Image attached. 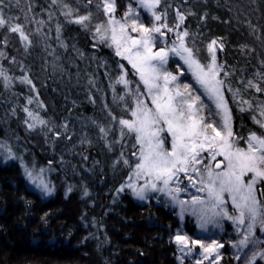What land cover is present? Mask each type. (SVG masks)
<instances>
[{
  "label": "trees",
  "instance_id": "1",
  "mask_svg": "<svg viewBox=\"0 0 264 264\" xmlns=\"http://www.w3.org/2000/svg\"><path fill=\"white\" fill-rule=\"evenodd\" d=\"M64 2L79 9V15L91 10L93 24L104 19L95 9V0L93 4ZM129 4L137 8L133 0H115L119 18ZM3 7L5 15L25 26L33 46L25 50L16 35L9 34L8 45L2 49L8 59L0 57V70L12 78L6 85L0 77V264H181L174 237L198 239L203 237L200 231H206L198 228L190 205L181 213L175 201L158 192H149L145 200L135 197L126 185L130 176L134 178L136 149L132 139H120L119 125L108 115L130 118L124 102L114 97L125 94L124 86L115 83L121 73L118 65L124 66L133 85L137 83L131 65L94 39L92 31L68 23L50 0H6ZM160 9H166L170 26L177 9L185 14L182 27L189 31V45L201 62L206 63V46L216 40L218 62L230 73L226 83L241 88L243 98L254 105L264 101V94L243 91L239 83L264 71V0H162ZM140 15L144 23L150 20L144 11ZM35 20L46 22L39 34L35 29L41 26ZM57 23L62 25L59 41ZM5 31L0 30V38ZM60 41L67 47H61ZM25 76L34 88L20 83ZM224 95L238 138L264 134L252 120L257 113L240 111L246 107L240 105V98L233 99L227 91ZM25 107L47 125L29 117ZM26 120L36 127L29 128ZM239 141L244 145L243 139ZM9 149L15 159L9 158ZM121 153L131 166L116 163ZM25 167L49 184L51 195L41 193L26 178ZM138 186L142 182L137 181ZM178 195L190 199L188 193ZM209 230L222 237L219 264H244L242 253L240 260L235 258L232 244L239 237L227 219ZM227 235L232 239L225 240ZM182 264H196V259L184 257Z\"/></svg>",
  "mask_w": 264,
  "mask_h": 264
},
{
  "label": "snow or ice",
  "instance_id": "2",
  "mask_svg": "<svg viewBox=\"0 0 264 264\" xmlns=\"http://www.w3.org/2000/svg\"><path fill=\"white\" fill-rule=\"evenodd\" d=\"M50 2L59 7L68 23L77 24L85 31H92L94 39L113 48L115 55L127 61L134 74L139 77L133 85L127 79V70L122 64L118 65L121 73L115 83L124 86L125 94L114 97V100L124 102V111L130 118L117 119L111 112L108 113L119 125L120 139L133 140L132 147L136 149L132 153L136 158L133 174L145 181L138 190L133 184L126 186L133 189L140 200L146 199L147 190L164 192L179 205L181 213L188 211L185 206L190 205L191 214L200 217L201 229L205 231L207 223L218 226L219 219L231 220L239 237L232 244L237 250L235 258L240 260V254L243 253L244 264H256L258 259L264 260V247H261L264 240L257 237L255 232L257 226L264 232V186L258 187L264 185V134L253 132L240 138L235 135L231 109L224 92H231L233 99L240 98V105L246 106L240 107V111L257 113L258 116L253 115L252 120L262 130L264 101H257L254 105L251 100L243 98L241 88H232L226 83L225 78L230 73L223 64L217 62V41L212 40L206 46V63H201L193 47L189 45V31L182 27L185 14L177 9L175 22L170 26L166 9H160L162 0H135L138 7L133 8L129 4L119 19L115 15V0H95L96 11L101 12L104 17L95 24L91 10L79 15V9H73L64 0ZM5 3L6 0H0V30H6L0 38V57L8 59L2 49L8 45L9 34H15L25 50L33 46V41L26 33L25 26L15 22L18 18L5 15ZM87 3L93 4L94 0H87ZM140 9L150 17L147 25L141 18ZM48 17L49 20L52 19L51 12ZM34 22L41 26L35 29V33L39 34L46 22ZM61 29L62 25L57 23L55 31L58 41ZM169 33L172 34L171 37ZM191 44H195L194 39ZM60 46L67 47L62 41ZM219 47L222 50L223 45L220 44ZM170 57H178L183 62H177L179 71L175 74L167 68ZM185 72L191 73L195 83L203 89L202 92L194 90L191 84L180 83V76ZM0 77L6 85L12 79L3 70H0ZM19 79L20 83L32 85V81L26 76ZM239 83L243 85V91L264 94V87L261 86L264 84V71L255 72L252 79L241 80ZM202 97H206L210 103H205ZM28 103H32L31 98ZM23 111L39 124L47 125V121L39 119L27 107ZM25 123L29 128L36 127L35 123H28L27 120ZM99 130L107 135L104 127ZM163 133L168 135L164 136ZM239 139L244 140L243 147L239 145ZM166 140L168 147H165ZM8 151L9 158L15 159L10 149ZM217 157L222 159L217 160ZM116 163L131 166L123 158V153ZM43 172V169L39 170L41 175ZM24 175L41 193L52 194L53 189L38 175H34L33 170L25 167ZM182 176L188 182L183 188L180 187L183 183ZM131 179L132 176L129 177ZM190 189H194L195 193H205L206 196L190 192L189 200L179 199V192H189ZM120 191H123V187ZM85 195L88 193L85 192ZM229 204L234 214L228 212ZM174 240L180 246L182 254H191L193 248L190 245L200 247L202 251L197 253L200 259L196 264H204V261L219 264V249L224 247L222 243L214 239L205 243L182 234H177ZM245 249L248 251H244ZM183 258L182 255L181 264Z\"/></svg>",
  "mask_w": 264,
  "mask_h": 264
},
{
  "label": "rangeland",
  "instance_id": "3",
  "mask_svg": "<svg viewBox=\"0 0 264 264\" xmlns=\"http://www.w3.org/2000/svg\"><path fill=\"white\" fill-rule=\"evenodd\" d=\"M133 2L134 3H136L135 2V0H133ZM137 7H138V5H137ZM140 11H144L143 9H140ZM115 15H116V17L119 19V14H118V12H115ZM145 23H149V21L147 20V18L145 19ZM216 56H217V51H216ZM177 62H179L180 64H183V62L182 61H179V58L178 57H170V60H169V63H168V65H167V68H168V70L169 71H171V72H173L174 74L175 73H177L179 70L177 69ZM217 62H218V59H217ZM201 63H205V62H201ZM218 63H220V62H218ZM185 68L187 67L186 65L184 66ZM138 77V76H137ZM138 79H139V77H138ZM180 83H188V84H191L192 85V88L195 90V89H199L201 92L203 91V89H201L200 88V86L198 85V84H196L195 83V81H194V79H193V77H192V75H191V73L190 72H185L184 73V75H182V76H180ZM225 96V95H224ZM202 99L204 100V102L205 103H210L208 100H207V98L206 97H202ZM205 115H207L206 114V112H205ZM162 135H164V136H167L168 134L167 133H163ZM165 144H168V141L166 140L165 141ZM239 145H240V141H239ZM241 147H243L244 145H240ZM220 159H222L221 157H217V160H220ZM207 162V161H206ZM181 180L183 181V183H181L180 184V187L181 188H183L184 187V185L185 184H187L188 182H187V180H184V178H183V176L181 177ZM137 181L138 182H142V186H143V184H144V179L143 178H137L135 175H134V178H132L131 180H130V182H129V184H133L135 187L137 186ZM262 186H264V185H258V187H262ZM140 187L138 186V187H136V189L138 190ZM149 192H153V191H150V190H148V192H146L145 193V195H146V197H147V195H148V193ZM194 193V194H198V195H200V196H206V194L205 193H195V190L194 189H190L189 190V192H184V191H181L180 193ZM133 193H134V191H133ZM151 194V193H150ZM158 195H163V196H166L167 198H170L169 196H167V194L166 193H164V192H158L157 193ZM135 195V194H134ZM178 195V194H177ZM135 197H136V195H135ZM178 197H179V195H178ZM137 198V197H136ZM171 199V198H170ZM226 199H227V196H226ZM182 200V199H181ZM186 208H187V205L185 206ZM228 212L230 213V214H234L233 213V209H232V207H231V205L229 204V206H228ZM196 218L198 219V228H201V220H200V217L199 216H196ZM217 219H219V218H217ZM226 219V218H225ZM224 220V219H223ZM223 220L222 219H219V225L218 226H220L222 223H223ZM228 220V219H227ZM228 223L231 225V231H233V230H235V226H234V224H233V222L231 221V220H228ZM215 226V229L216 228H218V226L216 225V224H214V223H207L206 225H205V228L207 229V231L206 232H201L200 231V234L203 236V237H200V238H198V239H200V240H202L203 242H205V243H209L211 240H216L217 242H219V243H222L221 241H220V239L222 238L221 236H219V235H217V236H213V234H215V232H213L212 230H209V228H210V226ZM217 226V227H216ZM255 231H257V233H259V234H262L263 236H264V232H262L261 231V229H260V227L259 226H257V228H256V230ZM233 232H236V231H233ZM222 233H223V231H222ZM190 239H197V237L196 238H193V237H191V236H188ZM224 239L225 240H231L232 238H231V236H225L224 237ZM226 241V242H227ZM235 244V243H234ZM178 246V249H180V246L179 245H177ZM264 246V245H263ZM190 247H192L193 248V251L191 252V254H182L181 253V251H180V253L184 256V257H188L189 259H196V261L198 260V259H200V257L197 255V253H200L202 250L200 249V247L199 246H192V245H190ZM221 249L222 248H220L219 249V254H220V251H221ZM244 251H248V249H245ZM221 256H222V254H220ZM243 257H244V255H243V253L241 254ZM220 261H221V259H220ZM220 261H219V263H220ZM204 264H210V262L209 261H204Z\"/></svg>",
  "mask_w": 264,
  "mask_h": 264
}]
</instances>
